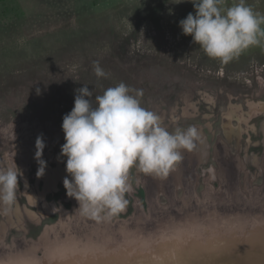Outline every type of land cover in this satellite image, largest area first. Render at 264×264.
<instances>
[{
  "label": "rangeland",
  "instance_id": "rangeland-1",
  "mask_svg": "<svg viewBox=\"0 0 264 264\" xmlns=\"http://www.w3.org/2000/svg\"><path fill=\"white\" fill-rule=\"evenodd\" d=\"M237 2L225 0L222 7ZM245 2L264 16V0ZM189 12L195 14L188 0H0V169L18 171L14 202L0 203V264H46L52 249L138 255L126 239L121 241L127 230L135 226L156 237L153 232L167 226L156 219L168 207L187 218L182 198L193 212L187 223L212 227L208 219L218 217L212 230L219 242L226 234L222 230L230 228L227 243L208 251L200 241L197 253L190 256L188 250L189 263L264 264L258 244L251 252L246 245H240L239 255L231 251L239 235L256 241L264 226V110H255L264 107V36L225 64L182 33L178 22ZM260 27L264 30V23ZM95 63L107 78L95 75ZM120 82L131 94L142 93L141 106L155 112L169 132L195 127L200 139L192 150L204 147L205 158L195 161L181 150L182 159L167 177L133 166L126 209L96 221L80 214L63 186L62 177H71L67 157L60 155L61 125L81 87L93 91L89 99L94 101ZM37 137L44 140L46 161L39 177ZM54 175L60 181L44 193ZM179 175L181 187L173 185ZM166 178L168 191L160 193L158 180ZM27 250L38 259L27 258ZM125 261L106 263L133 264Z\"/></svg>",
  "mask_w": 264,
  "mask_h": 264
},
{
  "label": "clouds",
  "instance_id": "clouds-1",
  "mask_svg": "<svg viewBox=\"0 0 264 264\" xmlns=\"http://www.w3.org/2000/svg\"><path fill=\"white\" fill-rule=\"evenodd\" d=\"M175 4L185 0H172ZM195 9L181 19L179 27L184 35L204 53L222 63H228L250 46L259 44L258 35L264 36L258 16L245 0L223 8L225 0H188ZM98 78H107L98 63L94 65ZM132 89L120 82L93 96L85 85L74 98V107L63 116L62 130L65 143L60 155L66 156V176L63 186L74 198L82 216L96 221L110 220L123 212L132 191L129 171L135 166L146 175L167 177L182 159L181 150L191 151L200 139L195 127L169 132L161 126L160 117L141 106ZM87 97V98H86ZM45 147L41 137L36 139L35 158L37 176L45 171L42 159ZM18 189V171L0 169V203L11 205Z\"/></svg>",
  "mask_w": 264,
  "mask_h": 264
},
{
  "label": "bare ground",
  "instance_id": "bare-ground-1",
  "mask_svg": "<svg viewBox=\"0 0 264 264\" xmlns=\"http://www.w3.org/2000/svg\"><path fill=\"white\" fill-rule=\"evenodd\" d=\"M187 200L185 198H182L181 200L184 206L186 205L184 209L185 212L187 213L186 214L187 218H185L184 220L181 219L180 215L177 216V213L173 212L174 210L171 211V209H168L169 207L168 208L166 207L168 210L166 209L164 212L165 214L167 213L166 214L167 216L165 215L164 217H158L156 220H161L158 221L159 224L162 223V225H164L165 223L167 224V226L166 229L162 230L160 233L158 230L154 231L153 233L155 234L156 237H153V234L151 235L152 232L140 230L138 229V227L135 226H132L130 231L127 230V235L124 236L121 239V241L126 239L127 246H132V251L135 252L137 251L136 253H138V255L130 254L129 256H126V258H123L124 253L122 255L117 254L116 253L117 249L114 252V251L106 250L104 248L102 249V251L97 253L96 250L95 252L90 253L89 251H86L88 250L87 248H82L80 251H70L65 253L59 252L58 249H52V254L50 256V259L47 260L46 264H89V263L100 264L101 262H104V264H108L106 263V261H110L114 259L120 262H122V259H126L127 262L129 261L130 263L133 264H142L143 261L147 262V264H194L193 262L191 263L188 262L189 258L186 257L187 251L188 250L190 251L189 252L190 256L197 253V250H194V248L196 246H199L200 241H204L205 249L207 248L208 251L209 249L216 248V243L218 244L224 243L227 240L228 237L227 235L230 233V228L226 227L225 230H222L226 234L220 236V238H222V241L219 242L220 241L219 237L216 236L217 234L215 235L212 230L218 227V222H217L218 217L208 219L210 222H212L209 223L210 225L212 224V227L195 226L194 224L195 220H190V222L187 223L186 220L191 219L190 215L193 213L190 211V207H187L188 206V204L186 203ZM149 208L150 209L152 208V204H150ZM161 211H163V209H161ZM166 219H172V221L174 220L173 222L175 224L172 222L170 223L168 221H164ZM141 220L142 219H140V221ZM207 224L208 223H206V225ZM152 226L153 227L151 229L156 228V223H153ZM189 230L191 233L189 235L191 236H186ZM162 237H168L169 239L161 240ZM185 241L187 242L185 243ZM53 246H59V243L55 242L53 243ZM119 249L120 248L118 247V250ZM172 250L175 251V257H176L175 259L172 258V254H171ZM25 255L27 256V258H29L28 256H30L32 259H38V257L34 256L33 252L28 250L26 251ZM208 255L210 256V252L208 253ZM3 257L2 258L5 259V256ZM5 260H9V258L6 257ZM229 263L231 264V262L226 263L223 262L222 260H219L216 261L215 264H229Z\"/></svg>",
  "mask_w": 264,
  "mask_h": 264
},
{
  "label": "flooded vegetation",
  "instance_id": "flooded-vegetation-1",
  "mask_svg": "<svg viewBox=\"0 0 264 264\" xmlns=\"http://www.w3.org/2000/svg\"><path fill=\"white\" fill-rule=\"evenodd\" d=\"M256 108V109H255ZM254 109L255 110H264V107H255ZM184 113H186L185 111H184ZM200 143V142H199ZM204 147H199V151L197 150V153H195V151L194 150H191V151H186V153H185V155H186V157H188V158H191L192 156H193V158L195 159V161L196 160H203L205 157H204ZM195 154H197V155H195ZM182 157H183V154H182ZM34 162H36L37 160H36V158H34ZM48 160V159H47ZM65 177H62V183H63V179H64ZM60 181V179L58 178V177H56V175H54L53 177H52V182L50 181V180H48L46 183H45V185H44V193H46V192H48L49 191V188L51 187V184H55L56 183V181ZM168 180V178H166V180L164 179H159L158 181H161L160 182V185H157V191H159L160 193H162L163 191H164V187H166L165 186V184H166V181ZM181 184H183V177L181 176V175H179V176H176V178H175V182H174V184L173 185H175V186H177V187H181ZM172 185V186H173ZM151 186V185H150ZM171 188V187H170ZM168 191V190H167ZM167 191H164L165 192V194H166V192ZM169 192H170V190H169ZM32 202H30L29 204L30 205H32L31 204Z\"/></svg>",
  "mask_w": 264,
  "mask_h": 264
},
{
  "label": "snow or ice",
  "instance_id": "snow-or-ice-1",
  "mask_svg": "<svg viewBox=\"0 0 264 264\" xmlns=\"http://www.w3.org/2000/svg\"><path fill=\"white\" fill-rule=\"evenodd\" d=\"M164 239H169V238L168 237L161 238V240H164ZM186 242L187 241H185V243ZM201 243H204V241H201ZM257 244L259 245L260 250L264 252V226H262L261 234L259 236V239L256 241L250 240L249 234L247 233L239 235L238 239L232 244L231 251L234 254L239 255L241 252L240 245H246L247 247L245 248V251L251 252ZM171 254H172V258L175 259L176 257H175L174 250L171 251Z\"/></svg>",
  "mask_w": 264,
  "mask_h": 264
},
{
  "label": "trees",
  "instance_id": "trees-1",
  "mask_svg": "<svg viewBox=\"0 0 264 264\" xmlns=\"http://www.w3.org/2000/svg\"><path fill=\"white\" fill-rule=\"evenodd\" d=\"M133 175V174H132Z\"/></svg>",
  "mask_w": 264,
  "mask_h": 264
}]
</instances>
